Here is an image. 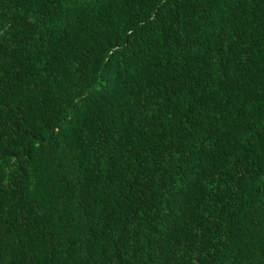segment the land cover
Segmentation results:
<instances>
[{"label":"trees","instance_id":"obj_1","mask_svg":"<svg viewBox=\"0 0 264 264\" xmlns=\"http://www.w3.org/2000/svg\"><path fill=\"white\" fill-rule=\"evenodd\" d=\"M0 264H264V0H0Z\"/></svg>","mask_w":264,"mask_h":264}]
</instances>
